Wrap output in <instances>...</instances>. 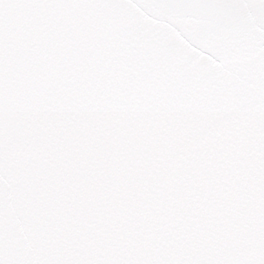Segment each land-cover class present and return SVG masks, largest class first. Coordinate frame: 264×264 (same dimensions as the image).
Returning <instances> with one entry per match:
<instances>
[{
  "label": "snow or ice",
  "instance_id": "6c2138e0",
  "mask_svg": "<svg viewBox=\"0 0 264 264\" xmlns=\"http://www.w3.org/2000/svg\"><path fill=\"white\" fill-rule=\"evenodd\" d=\"M0 264H264V0H0Z\"/></svg>",
  "mask_w": 264,
  "mask_h": 264
}]
</instances>
